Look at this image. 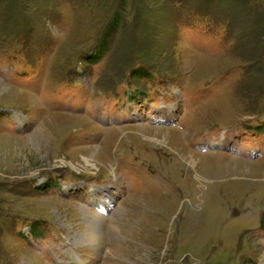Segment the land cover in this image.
I'll return each mask as SVG.
<instances>
[{"label":"rangeland","instance_id":"obj_1","mask_svg":"<svg viewBox=\"0 0 264 264\" xmlns=\"http://www.w3.org/2000/svg\"><path fill=\"white\" fill-rule=\"evenodd\" d=\"M3 86L0 264H264V0H0Z\"/></svg>","mask_w":264,"mask_h":264},{"label":"bare ground","instance_id":"obj_2","mask_svg":"<svg viewBox=\"0 0 264 264\" xmlns=\"http://www.w3.org/2000/svg\"><path fill=\"white\" fill-rule=\"evenodd\" d=\"M6 86H3L2 87V89L0 90L1 92H2V90H4L3 92H4V94H6L8 91H11V92H14V91H12V89H10V88H7ZM5 89L6 90H8V91H5ZM74 119V118H73ZM78 120H81V118H77ZM95 157V156H94ZM194 160V159H193ZM87 224H90V226H86L87 227V230L85 231V232H83V234H82V242L84 243L85 241L87 242V244H91V243H93L95 240H97V238H96V236H97V234H99V232H100V224H99V222H95L94 220H93V218L92 219H89V220H87ZM86 224V225H87ZM99 227V228H98ZM91 228V229H90ZM89 229V230H88Z\"/></svg>","mask_w":264,"mask_h":264}]
</instances>
